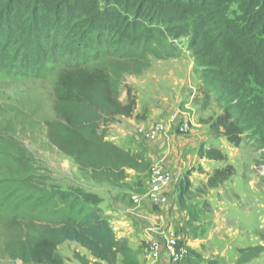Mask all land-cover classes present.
I'll list each match as a JSON object with an SVG mask.
<instances>
[{"label": "trees", "instance_id": "16d2710c", "mask_svg": "<svg viewBox=\"0 0 264 264\" xmlns=\"http://www.w3.org/2000/svg\"><path fill=\"white\" fill-rule=\"evenodd\" d=\"M1 1L6 20L0 16V25L5 21L9 34L2 54L9 56L16 48L12 63L0 57L3 74L38 79L55 74L57 120L47 124L48 138L95 181L120 183L128 170L145 173L150 168L145 157L119 147L101 131L104 119L130 117L133 111L119 102L101 59L168 50L172 35L192 34L190 49L197 62L207 65L206 74L228 99L212 132L234 145L253 132L264 148V0ZM19 148L13 140L0 138V218L48 226L30 240L8 244L10 258L24 264H66L58 248L73 242L95 260L76 254L81 264H139L129 244L118 239L98 194L45 189L7 173L6 167L16 162L10 154ZM203 155L224 159L214 149ZM231 171L217 170L209 185L225 182ZM242 254L240 261H248L246 252Z\"/></svg>", "mask_w": 264, "mask_h": 264}, {"label": "rangeland", "instance_id": "374dc122", "mask_svg": "<svg viewBox=\"0 0 264 264\" xmlns=\"http://www.w3.org/2000/svg\"><path fill=\"white\" fill-rule=\"evenodd\" d=\"M2 11L3 5L0 16L6 20ZM1 26L5 37L0 57H6L10 64L16 48L9 56L2 54L9 34L5 21ZM191 40V33L172 35L168 50L159 46L156 52L144 55L101 59L107 64L119 102L131 105L133 110L130 117L104 119L101 131L110 137L114 130L119 136L118 130H124L125 148L145 157L150 165L145 173L128 170L127 178L120 183L95 181L91 172H82L72 158L50 142L47 124L57 120L52 90L55 74L45 79L5 76L0 67V138L11 139L20 147L19 153L10 154L16 162L6 167L7 173L25 176L32 185L45 189L78 188L98 194L113 228L120 230L127 221H133L132 242L139 252L143 250V260L148 243L142 242V233L158 239L154 241L161 245L160 259L145 260L148 264H159L163 254L167 255L163 264H178L164 248L171 234L188 251L181 264H264V148L257 144L253 132L242 136L239 145L212 132L211 125L223 115L228 99L219 94L213 78L206 74L207 65L197 62L190 49ZM172 119L175 122L169 124L167 136L156 141L146 140L138 132ZM186 120L190 130L181 134L178 129ZM210 149L224 159L202 156ZM164 156L174 178L169 203L159 208L144 198V205L136 207L132 196L146 195L151 168ZM227 169H232L229 178L211 187L209 181L215 172ZM162 215L165 220H161ZM161 221L166 225L162 237L156 234ZM47 226L35 220L0 218V264H24L9 257L7 245L30 240ZM242 251L248 261H240ZM58 253L66 264H81L76 254L95 262L87 250L73 242L61 245Z\"/></svg>", "mask_w": 264, "mask_h": 264}, {"label": "built area", "instance_id": "2783aa9c", "mask_svg": "<svg viewBox=\"0 0 264 264\" xmlns=\"http://www.w3.org/2000/svg\"><path fill=\"white\" fill-rule=\"evenodd\" d=\"M175 119V117H173ZM170 120L168 124L163 122H158L151 129L141 128L138 130L143 138L149 141H156L162 136H167L170 125L175 122V120ZM172 121V122H171ZM170 124V125H169ZM190 130L189 121L186 120L181 124L178 132L181 134L188 133ZM173 174L162 166V164H156L151 168L150 178L148 180L147 193L144 197L138 194L132 196L131 200L136 205V207H141L144 203L143 200L146 198L154 207H165L169 203V188L173 182ZM165 251L172 261L181 264L187 259L188 251L183 246L180 245L179 239L173 234L166 238ZM162 252L161 245L157 241H149L148 249L145 253V260L156 262L160 259Z\"/></svg>", "mask_w": 264, "mask_h": 264}, {"label": "crops", "instance_id": "0c3cea01", "mask_svg": "<svg viewBox=\"0 0 264 264\" xmlns=\"http://www.w3.org/2000/svg\"><path fill=\"white\" fill-rule=\"evenodd\" d=\"M118 132L121 134L120 136L115 132V130H114V133L112 134L111 133V135H110V137L109 136H107V139H109L110 141H112L113 143H115V144H117L118 146H120L121 148H123V149H125V150H128V149H126L125 148V146H127L128 145V143H127V140H126V138H124V130H118ZM133 153H135L133 150H131ZM135 154H139V153H135ZM140 155V154H139ZM161 164H162V166L164 167V168H166V169H168L167 168V166H166V158H165V156H164V158H162V160H160L159 161ZM177 168H178V170H181L182 169V167H181V164H179L178 166H177ZM172 174H173V172H171ZM144 205V204H143ZM165 217V216H164ZM163 217V215H162V217H161V220H165V218ZM165 222V221H164ZM163 221H161V222H159V224H161V227L159 228V233H156L157 235H159V236H161L162 237V235H164V233H165V227H166V225H165V223H164ZM122 229H120V230H117V229H115V228H113L114 229V231L116 232V234H117V237H118V239H121V240H125L128 244H129V246L131 247V249L133 250V253H134V255H135V258H136V260L138 261V263L139 264H148V263H146L145 262V259L143 260V253H142V251L141 252H139V250H138V245L136 244L135 245V243L133 244V232H134V225H133V221L132 220H130V221H127L126 222V227H121ZM154 236L152 235V234H150V233H148V232H144V233H142V235H141V239H142V242H146V244L149 242V241H152V240H158V239H155V238H153ZM166 254H163L162 255V259H161V261H160V263L159 264H163V261H164V259H166Z\"/></svg>", "mask_w": 264, "mask_h": 264}]
</instances>
